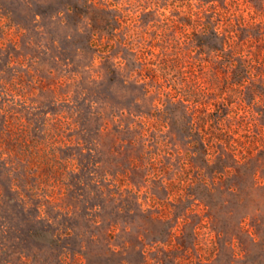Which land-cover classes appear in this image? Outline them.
I'll list each match as a JSON object with an SVG mask.
<instances>
[{
    "label": "rangeland",
    "instance_id": "374dc122",
    "mask_svg": "<svg viewBox=\"0 0 264 264\" xmlns=\"http://www.w3.org/2000/svg\"><path fill=\"white\" fill-rule=\"evenodd\" d=\"M0 264H264V0H0Z\"/></svg>",
    "mask_w": 264,
    "mask_h": 264
}]
</instances>
